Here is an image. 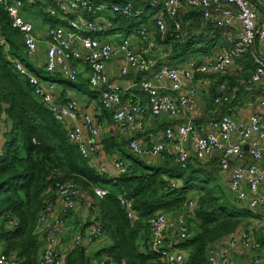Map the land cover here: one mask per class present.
<instances>
[{
  "label": "built area",
  "instance_id": "built-area-1",
  "mask_svg": "<svg viewBox=\"0 0 264 264\" xmlns=\"http://www.w3.org/2000/svg\"><path fill=\"white\" fill-rule=\"evenodd\" d=\"M33 4L34 0H26ZM264 10V0H259ZM54 7L48 9L51 17H60L62 22L47 31V36L39 38L34 24L22 14V0H0L9 15L12 26L20 31L27 57L34 61L39 51L43 61L34 68L42 67L48 74L60 75L68 80H76L81 71L80 64L87 69L90 88L98 94V108L111 112L112 120L118 130L129 140L131 152L138 155L158 157L162 153L170 155L173 162L184 169L191 163L207 166L215 158L221 179L228 192L238 204H244L251 212L264 208V120L260 114L240 119L224 111L217 118L200 125L195 122L197 114V88L194 84L199 76L225 75L233 66L234 58L240 57L255 42L264 43V21L245 0H163L162 10L166 17L155 16L156 31L164 35L171 25L175 38L183 35L179 19L180 8L184 4L190 8H199L203 18L218 29L232 26L237 22L240 31L232 47L215 53L210 60L197 63L188 60L183 65L172 66L144 55L133 35L112 41L101 37V33L111 28L107 15L118 14L125 18L140 17L141 8H135L133 0L122 3L100 2L92 0H52ZM220 3L230 4L235 10L221 8ZM161 0H152L149 5L156 8ZM216 6L218 15H212L211 7ZM160 10L159 12H161ZM91 17L92 19H89ZM147 47H155L153 31L140 30ZM140 41V42H141ZM40 47H43V49ZM44 50V51H43ZM120 60V76L137 74L140 76L139 88L147 96L148 117L166 116L179 119L175 125H169L161 131L159 140L150 139L143 145L139 134L144 130L143 105L139 100H123V86L113 81L106 71V64ZM256 72L251 81L264 80V60L255 55ZM18 72L25 76L34 87V93L55 118L68 127V137L78 147L80 154L99 162L100 173L106 174L102 161L107 157L116 171L117 178L126 169V163L117 154H106L100 143L101 125L93 112L80 108L75 98L60 101L55 94L53 82H41L23 62L15 60ZM82 67V68H83ZM243 83L242 81L240 82ZM237 86L228 87L226 82L218 84L217 95L212 103L215 106L226 105L233 99ZM255 102L264 107V95L255 98ZM244 146H247L246 150ZM172 185L174 183L172 182ZM95 196L102 198L107 190L100 186L92 188ZM46 192L55 195V202L45 206L39 216L37 231L44 236V245L39 264H63L58 250V234L65 224L64 214L74 209L82 192L72 181L57 182ZM87 206L92 200L84 195ZM127 217L132 219L134 212L130 200L120 198ZM194 201L188 199L183 209L176 215L156 213L148 220L150 227L149 249L159 256L162 264H186L185 252L177 243L188 238V218L194 207ZM56 204L60 206L58 216L48 220ZM105 232L99 223L93 222L82 232H77L73 245L91 244L101 241ZM253 226L238 229L224 240L211 245L207 250V264H232L236 251L258 249ZM264 258L255 256L253 264H260ZM0 264H18L14 256L0 254ZM96 264H104L100 261ZM109 264H114L109 262Z\"/></svg>",
  "mask_w": 264,
  "mask_h": 264
},
{
  "label": "trees",
  "instance_id": "trees-1",
  "mask_svg": "<svg viewBox=\"0 0 264 264\" xmlns=\"http://www.w3.org/2000/svg\"><path fill=\"white\" fill-rule=\"evenodd\" d=\"M22 1L23 16L24 13L30 15L28 10L32 7L44 5L46 12H39L44 15L43 24L48 29L61 24L60 17H51L48 12L49 8L54 7L52 0H34L33 4ZM162 1L159 6L152 8L149 5L150 0L139 3L133 0L135 8H141L143 14L135 18H125L118 14L107 15L106 19L110 21L111 28L100 35L111 37L116 31L126 29L121 38L133 35L139 39V44L142 39L140 30L144 27L148 32L153 31L155 44L161 41L167 43L162 61L169 65L171 62H182L186 58L202 63L210 60L223 48H229L228 43L219 37V30L212 28L199 8H192L194 19L191 22L179 17L183 30L179 39L175 38L171 25L167 26L164 35L158 33L155 16L159 13L161 17H166L162 10ZM92 2L122 3L123 0ZM148 9L153 10L154 18L145 16ZM160 10L162 11L159 12ZM34 16L36 17L35 14ZM136 23H141L142 26L133 29ZM197 27L198 32L192 33L191 29ZM141 42L146 50H150L146 41ZM250 48L240 57L234 58L240 69H231L225 75L209 76L215 82L211 103L217 95L218 84L222 82H226L228 87L237 86L235 99L239 97L243 87L251 84L250 80L256 72V54ZM15 60L27 65L41 82L54 83L59 79L58 81L66 83L69 88L82 90L84 94L93 97L92 99H98V95L89 86L88 78L84 76L86 68L78 73L76 80L46 72L41 75L34 68L39 61L37 58L32 61L27 57L22 34L12 26L9 15L0 4V120L3 119L1 123L4 126L0 131V254L14 256L18 264H39L44 245V236L37 231L39 216L45 206L55 202V195L46 190L54 187L57 182L72 181L79 187L83 194L80 204L89 213L84 223L85 228L95 222L105 232L103 245L96 252L97 257L102 254L105 257L96 263L162 264L159 256L149 249L148 220L158 212L176 215L182 211L183 203L188 199L195 202L188 218L189 237L177 243L185 252L186 264H207V250L211 245L224 240L235 230L250 226L246 225V220L252 216L251 211L234 200L214 165L203 166L196 162L182 169L166 153L152 158L138 155L130 151L128 139L103 133L100 143L104 152L117 154L126 163V169L117 178H108L106 174L99 173L69 139L68 127L58 121L36 97L34 87L16 69ZM55 90L60 101L68 99L66 88L56 86ZM101 110L102 118L107 123L111 121V112ZM108 126L112 129V124ZM93 186L105 188L107 194L102 198L95 196ZM84 195L92 200V205H86ZM120 198L131 201L134 212L132 219L127 217ZM74 209L69 210V214ZM85 250L83 245H73L65 254L63 264H92Z\"/></svg>",
  "mask_w": 264,
  "mask_h": 264
},
{
  "label": "crops",
  "instance_id": "crops-1",
  "mask_svg": "<svg viewBox=\"0 0 264 264\" xmlns=\"http://www.w3.org/2000/svg\"><path fill=\"white\" fill-rule=\"evenodd\" d=\"M139 2L147 1V0H136ZM149 1V0H148ZM152 0H150L151 2ZM248 4L251 5V7L257 12L259 15V22L264 21V10L261 6V2L259 0H245ZM221 8H229L232 10H235V7L230 4H223L220 3ZM216 6L211 7V13L212 15H218L219 11L216 10ZM192 8L186 6V4L183 3V5L180 8V17L183 18V20L190 21L193 18V12ZM31 12L28 10V13ZM159 15V13L156 14V16ZM24 17L31 20L35 27L36 35L39 38H44L47 36L48 26L43 24V19L39 18L37 15L36 17L34 14L30 13V15H25ZM144 28V27H143ZM212 28H216L212 25ZM218 29V28H217ZM217 33L219 34V37L222 38L225 42L228 43L229 48L232 47V43L237 40L240 26L237 22L233 23L232 26H226L222 30L218 29ZM198 32V27L191 29V32ZM210 33L214 31H209ZM109 37V36H108ZM112 41H118L120 38L109 37ZM139 40V39H137ZM140 42V41H139ZM145 45L142 44V42L139 43L138 47L139 49L144 52L149 58L151 59H157L159 62H163L160 60V56H164V50L168 47L167 43L161 41L158 44H155V47L153 50H146L144 47ZM167 46V47H166ZM43 49V47H40V49ZM163 49V50H162ZM224 49V48H223ZM253 54L259 55L260 58L264 60V43L256 42V45L252 48H250ZM158 50H162L158 52ZM44 51V50H43ZM41 55V52L39 51L36 58H38ZM190 58V57H189ZM207 59V58H205ZM39 62L42 63V59H37ZM188 60L192 59H184L182 62H171L170 65L177 66V65H183ZM120 64V60H112L106 64V71L109 77L115 81L120 83L123 86V100L127 102H133L135 100H139L143 105V118L145 120V126L144 130L139 134V137L141 139V143L143 145H148L150 139H157L159 140V135L162 130H164L165 127L169 125H175L178 122H180L179 119H170L166 116L162 117H156L153 119L148 120V106H147V96L144 94L140 88H139V79L140 76L137 74H129L128 76H120L118 72V67ZM232 66V70L240 69V66L234 62ZM84 67L81 68L83 71ZM231 69V68H230ZM81 71V72H82ZM88 72L84 74V76L87 77ZM215 76V75H212ZM214 81L209 76H199L197 80H195L194 84L197 88V114L195 115L194 119L196 124L203 125L208 120L217 118L219 114L226 111V113L231 114L234 117L240 118V119H247L249 116L253 114H260L263 117L264 120V107L259 106L255 102V98L259 95H264V80L262 81H251V84H248L246 87H243V91L239 95L238 98H234L235 100L230 102L229 105H219L215 106L211 103L212 93L214 92ZM238 90V89H237ZM56 91V90H55ZM66 93L68 94V99L75 98L78 100L80 108L84 111H92L91 106L95 107V114L99 118V124L101 125V131H100V137L103 133H111L114 134L116 138L121 139H127L124 134H122L116 125L114 124L113 120H109L107 123L106 119H103L101 116L102 110L98 108V100L92 99L93 97H90L89 94H84L82 98L76 97L73 91L67 89ZM97 94L96 92H93ZM98 95V94H97ZM67 99V100H68ZM2 117H4L2 115ZM108 124H112V129L109 128ZM245 148V146H244ZM246 150V149H245ZM118 156V155H117ZM152 158V156H149ZM91 164H93L97 170L100 173V166L101 164L99 162H95L94 160L90 161ZM214 165L217 168V159H213L209 165ZM102 166L106 170L107 176H115L116 171L110 164L108 158L106 157L102 161ZM217 174L221 178V174L219 173V170L217 168ZM222 180V179H221ZM225 185V184H224ZM81 200L78 201L77 205L75 206V209L73 210L72 214L68 216L65 221L64 226L61 228L58 234V250L62 258H64L65 254L67 253L68 249L73 247V238L74 235L77 232H82L85 229L84 223L88 219V211L87 208L83 206V204H80ZM240 205V204H239ZM244 207L245 205H240ZM59 204H56L53 211L48 217V220H51L52 218L59 215L60 211ZM252 216L247 218L246 225L250 224V226L254 227L255 230V238L257 242L259 243L258 249H252V250H242V251H236L234 252L232 256V264H253L255 256H258L259 258H264V208L260 207L256 212H251ZM103 240L101 241H95L91 244H84L83 246L86 248L85 254L87 257L91 258V263L96 264V262L105 257L104 254H102L101 257H97L96 252L98 249L103 245ZM40 257V256H39ZM260 264H264V260L260 261Z\"/></svg>",
  "mask_w": 264,
  "mask_h": 264
},
{
  "label": "rangeland",
  "instance_id": "rangeland-1",
  "mask_svg": "<svg viewBox=\"0 0 264 264\" xmlns=\"http://www.w3.org/2000/svg\"><path fill=\"white\" fill-rule=\"evenodd\" d=\"M40 10H43L44 12H46L45 10H46V7L44 6V5H42V6H40V7H32L31 8V13L32 14H35V15H37L39 18H41V19H43L44 18V15H43V13H39L40 12ZM153 12V10L152 9H148L146 12H145V16H147L148 18H150V19H152V18H154V14L152 13ZM139 21V20H138ZM138 21H136V22H138ZM142 26V24L141 23H136L135 24V27L133 28V29H138L139 27H141ZM125 32H126V29H121V31H116L115 33H113L112 35H111V37L114 35V37H117V38H121L124 34H125ZM101 37H107V38H109L108 36H105V35H102ZM163 50V49H162ZM162 50H158V52H160V51H162ZM163 58H164V56H163V54H162V56H160V60H163ZM37 59H42V56H39ZM237 64V63H236ZM234 66V65H233ZM79 67L80 68H82L83 67V65L82 64H80L79 65ZM233 67H231V69H232ZM40 73H41V75H45L46 73H45V71L42 69V68H36ZM231 69H229L230 71H231ZM229 71V72H230ZM59 79H57V80H55V84H56V86L58 87V88H66V89H69V90H72L73 91V93L75 94V96L76 97H79V98H82L83 96H84V93H83V91L82 90H77V89H71V88H69L68 86H67V84L66 83H64V82H61V81H58ZM56 93V92H55ZM56 97H57V95H56ZM1 122H3V119H1L0 120V131L3 129V127L4 126H2V123ZM0 139H2L1 138V135H0ZM68 215L70 216L71 214H69V212H66L65 214H64V219H65V221L67 222L68 220L66 219L67 217H68Z\"/></svg>",
  "mask_w": 264,
  "mask_h": 264
},
{
  "label": "water",
  "instance_id": "water-1",
  "mask_svg": "<svg viewBox=\"0 0 264 264\" xmlns=\"http://www.w3.org/2000/svg\"><path fill=\"white\" fill-rule=\"evenodd\" d=\"M247 148V146H245V149ZM41 238V237H40ZM78 264H80V263H78Z\"/></svg>",
  "mask_w": 264,
  "mask_h": 264
}]
</instances>
